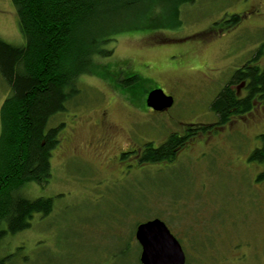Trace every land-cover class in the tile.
I'll return each mask as SVG.
<instances>
[{
  "label": "rangeland",
  "instance_id": "374dc122",
  "mask_svg": "<svg viewBox=\"0 0 264 264\" xmlns=\"http://www.w3.org/2000/svg\"><path fill=\"white\" fill-rule=\"evenodd\" d=\"M250 3L264 10V0H155L145 15L138 13L147 19L144 25L113 37V56L100 62L109 64L112 73L122 66L121 80L111 84L98 75L81 77L80 93L49 127L64 123L66 132L71 126L75 133L69 135V145L78 149L97 137L93 127L105 107L107 122L123 131L141 120L135 131L143 137L134 136L137 143L162 142L190 126H196L198 137L211 132L213 137H201L193 155L185 149L162 165H137L125 157L109 169L101 165L104 154L94 149L83 152L87 161L63 164L59 146L50 161L48 183L27 184L20 191L31 200L52 199V212L33 215L28 229L7 234L0 243V259L9 257L7 264H140L136 227L158 219L178 241L185 264H264V181L256 182L263 167L247 161L260 145L257 136L264 129L254 133L261 121L246 129L239 125L246 135L238 129L202 130L214 123L209 106L235 70L257 52L262 55L251 62L264 69V20L242 27L241 17L223 35L203 36L219 31L222 19ZM139 19L132 13V19L117 27L134 28ZM0 39L23 45L10 0H0ZM133 75L138 81L125 88ZM154 90L172 96L175 103L167 113L143 122L132 106L140 110ZM7 95L0 79V107ZM230 130L234 132L228 135ZM123 140L117 135L118 145Z\"/></svg>",
  "mask_w": 264,
  "mask_h": 264
},
{
  "label": "trees",
  "instance_id": "16d2710c",
  "mask_svg": "<svg viewBox=\"0 0 264 264\" xmlns=\"http://www.w3.org/2000/svg\"><path fill=\"white\" fill-rule=\"evenodd\" d=\"M10 1L23 45L12 46L0 39V79L8 89L0 107V243L7 234L28 229L33 215L46 217L52 212V199L31 200L20 193L27 184L45 186L51 178V152L63 124L49 127V122L65 112L66 105L80 93L81 77L98 75L111 84L121 80L122 66L117 65L114 71H119L112 73L110 65L100 60L113 56L115 35L145 24V12L155 0ZM132 13L141 18L136 22L140 23L119 29L117 25L132 19ZM137 81L138 76L133 75L125 88ZM242 83L247 98L240 102L229 86ZM261 93L264 70L246 67L216 93L209 109L222 123L248 110L250 100ZM260 142L261 148L250 154L249 161L264 167V133ZM176 145L173 136L159 149H150L145 161L171 162ZM260 180H264V172ZM8 259H0V264H7Z\"/></svg>",
  "mask_w": 264,
  "mask_h": 264
},
{
  "label": "flooded vegetation",
  "instance_id": "af4514ba",
  "mask_svg": "<svg viewBox=\"0 0 264 264\" xmlns=\"http://www.w3.org/2000/svg\"><path fill=\"white\" fill-rule=\"evenodd\" d=\"M241 17H245V22L243 23L242 27L244 26L245 23L247 22H253L255 19H261L259 21L264 20V10L262 9L261 5L258 4H249V6L247 7V9H242L241 11L238 12L237 15H232L231 17H227L225 19H222L220 22V26L221 29L219 31H214L211 30L209 32H206L205 34H203L204 39H212V37H214L216 35V33H221L220 35L224 34V31L231 28H236L238 26V23L241 19ZM227 19V20H226ZM222 23L227 24L228 28L222 25ZM258 26V24L255 23V25L253 26V28H256ZM252 28V29H253ZM224 29V30H223ZM234 30V29H233ZM202 36V37H203ZM224 36H222L223 38ZM261 52H257L256 55H254V57L251 59L253 62L257 61L260 56H261ZM250 61H247L246 63H244L240 68H238L237 70L234 71V73L236 71H240L243 70L246 67H256L259 70H264L261 69L255 65H253V63ZM234 73L230 76V78L227 80V82H225L222 87L220 89H222L225 86H228L229 82H231L232 77L234 75ZM229 88L234 92L237 101H244L245 98H247V92L244 89V83H242L239 86H229ZM219 89V90H220ZM164 93V92H163ZM149 93H147L146 95V99L144 101V104H142V108L139 110L138 108H136V106H132V111H137L139 114H141V119L144 122V120H147L151 117H155L157 115H162L167 113L170 109H172L175 101L174 98L170 95H166L168 97H171L173 99V104L170 108L157 112L154 111L152 108L148 107L146 104L147 101V96ZM128 102H130V100L126 99ZM130 104L132 105V103L130 102ZM250 108L248 110H244L241 112H237V114H233L231 115L227 121L220 123L216 117H215V121L214 123H212L210 126L206 125L205 127H207L204 132H207L213 128H217L220 127V131L223 132L226 129H235L234 131H237L238 126L241 125L242 129H246L245 125H250L252 122L258 121L260 122L257 128V131L254 133L255 135L258 134L259 132L263 131L264 129V93L261 94H256L251 100H250ZM101 116V119H100ZM109 118V112L107 108H103L101 109V112H99L98 115V119L96 120L97 124H95L94 131L96 134V138L97 141H95V139L93 140V138L91 137V142L86 143L84 142L82 147H79L78 149L73 148L71 145H69L70 143V138L69 135L71 136V134H74L75 131L74 129L69 126L67 131L63 132L64 127L61 129L62 131V136L59 139L58 137V144L56 145L55 149H53V151L51 152V158L53 157V152L55 150H58V147L60 146V150H61V157H63L62 163L65 164L66 162H70L72 160H80V161H87L85 159H83L82 157H84L85 155L83 154L84 151H87L88 149H94L97 152H102V154H104L105 159H104V163L101 164L103 166V168L105 169H109L112 166V163H119V161H121V159H124L125 157H129L131 159H133L134 164L137 165H145V164H150L147 161H145V159L148 158L149 153H150V149L152 150H157L159 149L164 143L167 142V140H169L171 137H175L176 142L178 143V145H176L171 153L172 155V160H174V158L179 157L182 153L183 150L187 149L186 152H188L190 155H193V147L196 146V144L200 141L201 137H206V139H211L213 137V133H209V134H205L204 136H197L196 134V126H190L188 129L185 128V130H183L182 132L179 133H172L171 135H169L168 139H164L162 142H158V143H152L149 141H142L140 143H137L136 140H134V136L136 137V139L138 137H143L139 134H137V131H135L138 127V125L141 123L138 122L135 126V128H133L131 131H123L121 128L115 127L112 123L107 122V119ZM64 125V123H62ZM67 127V125H66ZM91 128V130L93 129ZM261 129V130H259ZM60 131V132H61ZM233 130H230L228 132L233 134L232 132ZM238 131L242 132L244 135H246L245 133L247 132L246 130H244L245 132H243L240 129H238ZM264 133V131L260 134H258V139H259V146L254 148L252 150V152L255 149H260L261 148V142H260V136ZM217 134V133H216ZM252 134V136L254 135ZM60 135V133H59ZM117 135L121 136L122 138H125L124 143H122L121 145H118V142L116 141L117 139ZM215 135V134H214ZM135 142V143H134ZM75 147V146H74ZM112 149V150H111ZM251 152V153H252ZM250 153V154H251ZM250 154L247 157V161L250 164L249 166L258 164L260 166H262V164L257 163V162H250L249 161V157ZM245 159V158H244ZM243 159V160H244ZM145 161V162H144ZM88 162L90 163V160H88ZM169 161H161L160 163H155L152 165H157V164H164L167 163ZM107 163V165L105 164ZM232 163V162H231ZM97 164V163H96ZM233 164V163H232ZM98 165V164H97ZM263 167V166H262ZM255 169H257L256 166H254ZM255 174L257 175V170H255ZM264 172V167L262 168V170L260 171V173L258 174V176L256 177V182L257 183H262L264 180H260L258 181L259 176ZM138 227V225H137ZM136 227V230H137ZM136 231L134 233V237H135ZM5 257L1 258V260H4Z\"/></svg>",
  "mask_w": 264,
  "mask_h": 264
},
{
  "label": "water",
  "instance_id": "95a60500",
  "mask_svg": "<svg viewBox=\"0 0 264 264\" xmlns=\"http://www.w3.org/2000/svg\"><path fill=\"white\" fill-rule=\"evenodd\" d=\"M146 104L160 112L170 108L173 99L161 90L151 91ZM136 241L141 247L140 264H185L183 251L163 222L158 219L137 227Z\"/></svg>",
  "mask_w": 264,
  "mask_h": 264
}]
</instances>
